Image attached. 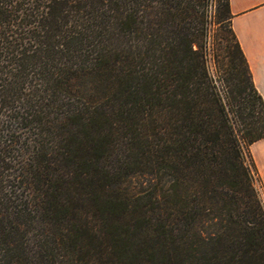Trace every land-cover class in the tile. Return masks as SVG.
<instances>
[{
  "label": "trees",
  "instance_id": "1",
  "mask_svg": "<svg viewBox=\"0 0 264 264\" xmlns=\"http://www.w3.org/2000/svg\"><path fill=\"white\" fill-rule=\"evenodd\" d=\"M229 0H0V264H264V101Z\"/></svg>",
  "mask_w": 264,
  "mask_h": 264
},
{
  "label": "crops",
  "instance_id": "2",
  "mask_svg": "<svg viewBox=\"0 0 264 264\" xmlns=\"http://www.w3.org/2000/svg\"><path fill=\"white\" fill-rule=\"evenodd\" d=\"M229 10L231 28L264 101V0H229ZM250 151L264 184V139L253 143Z\"/></svg>",
  "mask_w": 264,
  "mask_h": 264
},
{
  "label": "rangeland",
  "instance_id": "3",
  "mask_svg": "<svg viewBox=\"0 0 264 264\" xmlns=\"http://www.w3.org/2000/svg\"><path fill=\"white\" fill-rule=\"evenodd\" d=\"M251 152V151H250ZM262 183H263V181H262ZM263 186H264V184H263Z\"/></svg>",
  "mask_w": 264,
  "mask_h": 264
}]
</instances>
